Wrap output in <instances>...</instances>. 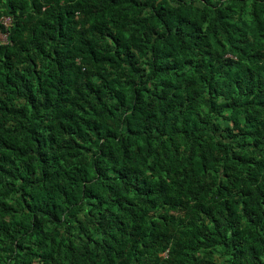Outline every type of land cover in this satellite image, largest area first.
I'll use <instances>...</instances> for the list:
<instances>
[{
  "label": "trees",
  "instance_id": "16d2710c",
  "mask_svg": "<svg viewBox=\"0 0 264 264\" xmlns=\"http://www.w3.org/2000/svg\"><path fill=\"white\" fill-rule=\"evenodd\" d=\"M5 15L0 264H264V0Z\"/></svg>",
  "mask_w": 264,
  "mask_h": 264
},
{
  "label": "built area",
  "instance_id": "2783aa9c",
  "mask_svg": "<svg viewBox=\"0 0 264 264\" xmlns=\"http://www.w3.org/2000/svg\"><path fill=\"white\" fill-rule=\"evenodd\" d=\"M0 23L5 26V31H0V42L7 43L10 40V27L13 24V19L9 15H5L0 19Z\"/></svg>",
  "mask_w": 264,
  "mask_h": 264
}]
</instances>
